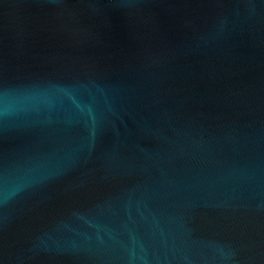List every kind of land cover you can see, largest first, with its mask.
Masks as SVG:
<instances>
[{
  "label": "water",
  "instance_id": "95a60500",
  "mask_svg": "<svg viewBox=\"0 0 264 264\" xmlns=\"http://www.w3.org/2000/svg\"><path fill=\"white\" fill-rule=\"evenodd\" d=\"M0 264H264V0H0Z\"/></svg>",
  "mask_w": 264,
  "mask_h": 264
}]
</instances>
